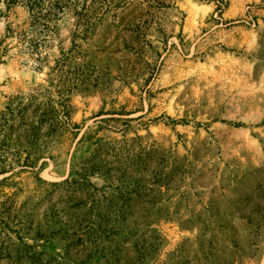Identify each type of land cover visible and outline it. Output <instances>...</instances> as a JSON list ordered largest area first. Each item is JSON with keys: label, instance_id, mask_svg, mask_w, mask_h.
<instances>
[{"label": "rangeland", "instance_id": "374dc122", "mask_svg": "<svg viewBox=\"0 0 264 264\" xmlns=\"http://www.w3.org/2000/svg\"><path fill=\"white\" fill-rule=\"evenodd\" d=\"M86 4L0 5V264H264V0Z\"/></svg>", "mask_w": 264, "mask_h": 264}, {"label": "trees", "instance_id": "16d2710c", "mask_svg": "<svg viewBox=\"0 0 264 264\" xmlns=\"http://www.w3.org/2000/svg\"><path fill=\"white\" fill-rule=\"evenodd\" d=\"M86 3L87 0H0V5H4L6 9L16 5L24 6L29 11L33 24L42 25L47 32L53 31L57 22L69 12L79 20L83 19L88 9Z\"/></svg>", "mask_w": 264, "mask_h": 264}]
</instances>
